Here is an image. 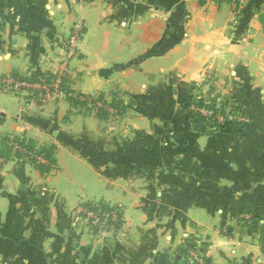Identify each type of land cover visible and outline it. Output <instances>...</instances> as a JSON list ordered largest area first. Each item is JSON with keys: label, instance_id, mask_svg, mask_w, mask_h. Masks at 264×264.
I'll return each instance as SVG.
<instances>
[{"label": "crops", "instance_id": "crops-1", "mask_svg": "<svg viewBox=\"0 0 264 264\" xmlns=\"http://www.w3.org/2000/svg\"><path fill=\"white\" fill-rule=\"evenodd\" d=\"M77 20L68 84L126 113L0 94V264H186L195 247L264 264V0H0V76L54 69ZM191 101L236 104L248 126L199 125ZM9 136L50 149L44 168L1 156ZM101 202L123 226L95 238L79 210Z\"/></svg>", "mask_w": 264, "mask_h": 264}, {"label": "rangeland", "instance_id": "rangeland-1", "mask_svg": "<svg viewBox=\"0 0 264 264\" xmlns=\"http://www.w3.org/2000/svg\"><path fill=\"white\" fill-rule=\"evenodd\" d=\"M237 0H231V3L234 4V5H239V3H241L243 0H239V2L237 3L236 2ZM78 23H82L84 26H85V23H83L81 20H77L73 26H72V29H71V32L74 28V25L75 24H78ZM70 32V34H71ZM85 35H86V31H84L81 35V38L79 39L78 43H77V48L80 47L81 45V42L83 41V39L85 38ZM66 41H67V38L66 39H63L60 43H61V46L63 47V50H64V56L62 59H60L59 61H56L54 62L55 64V68L52 69V70H49V71H46V72H41V71H33V70H28L27 72H24V73H16L17 75L19 76H25V77H30L32 75H36V74H39V78H47L49 76H55V74H57V69H58V66L61 64L62 60H64L66 58ZM78 61L77 60V57H75L73 59V61ZM72 75V74H71ZM8 76V75H7ZM7 76H0V81L2 82L4 79H6V86H4L3 83L0 82V94H2L4 97L6 96V99L11 101L12 105L16 104L18 101L19 102H24L26 105H34V104H38V105H45L49 102H55V101H58V100H67V96H68V92L67 91H63V95L62 94H58L57 97H54V95H52V97H49V98H37L36 94H30L29 92L28 93H24L23 91L24 90H16V88L12 89V86L11 85H8L11 81H13L12 79H15V75H10L11 77H7ZM7 77V78H5ZM15 77V78H14ZM38 78V77H36ZM67 80H68V77H67ZM70 82H73V80L70 78ZM68 89L70 90H75V84H68ZM30 94V95H29ZM105 95H107L106 93H104ZM108 96V95H107ZM72 98L74 100H79V101H82L83 98H79L78 97V94L76 92L72 93ZM89 102L87 103V107H83V106H80V104H77V105H72L71 103H69L72 107L75 108L76 111H79L81 113H85L90 119L92 118L93 120H97V119H100L102 121H105L107 122V124L111 123V122H115L117 120H119L120 118L124 117L123 115H125L126 113V110L125 108L121 105L119 107H115L114 105L116 104L115 101H118L117 98H109L108 97H104L102 96L101 97H97V96H87L86 98ZM17 100V101H16ZM16 101V102H14ZM119 102V101H118ZM190 103H192V105L190 106L191 110H194V111H199L201 112L203 115L207 116V117H212L214 116L213 115V112L208 110V109H205V108H199L197 107V104H211V103H214V102H196V101H191ZM189 104V103H188ZM90 105V106H89ZM223 104H217V106L220 108V106H222ZM234 105L235 107L238 108V106L236 104H232ZM224 106V105H223ZM186 106H184L185 108ZM233 107H231V105L229 106H226L225 105V112L226 114H228L231 109ZM90 109V110H88ZM78 112V113H79ZM186 113H188L186 110H185ZM208 112V114H206ZM104 114H106V117H104ZM242 114L243 112H241V110H239L238 108V112L235 114V118H237L238 120H240V117H242ZM217 120L218 122H223V117L218 115L217 116ZM208 125H212L211 123H207ZM214 127V125H212ZM22 137V136H20ZM18 139V138H17ZM22 139L26 140V143L28 144L29 142H33L30 138H28L27 136H24L22 137ZM20 141H22L21 139H19ZM5 146L9 149L10 148V145L11 143H17L15 141V138H13L12 136H9L8 138L5 139ZM20 146V145H19ZM21 147V146H20ZM22 148V147H21ZM10 152H11V157L13 154H17V150H13V149H9ZM41 148L40 147H36V151H40ZM22 151L23 152H20V153H24L25 155L24 156H20V160L21 162H25V161H28L29 158L28 156L29 155H32L33 157H35L33 154H36L37 155V158H41V159H46L44 154L42 155H39L38 153H32V152H29L27 149H24L22 148ZM16 162H19V159H16L15 160ZM30 163H31V160H30ZM254 202L253 201H250L248 204L249 205H252V207L254 206L253 204ZM114 207V206H113ZM248 207V205H247ZM91 231V230H89ZM225 233L228 235H232V230L231 229H226ZM109 234V233H107ZM106 235L105 233L101 234V235H97L95 238L99 237V236H104ZM195 251L200 255V256H203L201 255V253L198 251V249L195 247V248H189L187 249V253L184 254L182 257H183V261L184 259L186 258L187 262H185L186 264H190V258L189 256L192 254V253H195ZM208 260V259H207ZM209 261V260H208ZM210 264V262H209Z\"/></svg>", "mask_w": 264, "mask_h": 264}, {"label": "built area", "instance_id": "built-area-1", "mask_svg": "<svg viewBox=\"0 0 264 264\" xmlns=\"http://www.w3.org/2000/svg\"><path fill=\"white\" fill-rule=\"evenodd\" d=\"M84 31L85 26L82 23L74 25V28L66 41V58L62 60L57 69L58 73L55 74L52 79L49 80V77H45L42 79L36 78V80L38 81H32L20 80L14 77L15 79H12L13 81H11L8 85H11L12 89L16 88V90L19 91L24 90V93L29 92L30 94H36L37 98H49L52 97V95H54V97H57L58 94L63 95V91H65L63 89L64 80L67 79V77L70 75V63L78 55L77 43ZM6 82V79H4L1 83L6 86ZM68 96H72V94L68 92ZM206 114H208V112ZM239 121L248 122V118L242 116L240 117ZM9 149L22 151V148L19 146V142L11 143ZM33 155L35 157H33L32 155L28 156V161L31 160L32 165H41L47 163L46 159L37 158L36 154ZM94 206L95 208L93 209L85 207L81 208L79 210V213L84 218L88 229L91 230V232L96 236L103 233L107 234L114 232L116 224H118L120 227L123 226V218L121 216L122 211L120 207H113L108 205V208H104L103 206H101V204H96ZM189 258L190 264H209V261L203 256H200L196 251L195 253H192Z\"/></svg>", "mask_w": 264, "mask_h": 264}, {"label": "trees", "instance_id": "trees-1", "mask_svg": "<svg viewBox=\"0 0 264 264\" xmlns=\"http://www.w3.org/2000/svg\"><path fill=\"white\" fill-rule=\"evenodd\" d=\"M219 1H231V0H219ZM237 3L239 2V0L236 1ZM13 75H15V77L17 79H20V80H32V81H38L36 80V77H38L39 79V74H36V75H32L30 77H25V76H19L17 75L16 73H14ZM53 77L52 76H49V80L52 79ZM68 80L65 79L64 80V90L69 92V93H74L73 90H70L68 89ZM78 97L79 98H83L82 101H79V100H74L72 98V96H68L67 97V100L69 103H71L73 106L74 105H77V104H80V106H83V107H87V103L89 102L86 98L87 96H83V95H79L78 94ZM116 104L114 105L116 108L121 106V103L118 102V101H115ZM189 103V104H188ZM186 104V107H185V110L188 112L187 114L198 121L199 125L201 124H205V123H211L212 125H214V129L215 131H218V132H221V133H226L227 132V128L229 126H233L234 128V131L237 132V133H242L245 131L246 127L248 126V123L247 122H241L239 121L237 118H235V114L238 112V108L235 107L234 105H231V107H233L231 109V111L226 114L224 108H225V105L223 106H220V108L217 106V104L214 102V103H211V104H197V107L199 108H205V109H208L210 111L213 112V115L212 117H207L205 115H203L201 112L199 111H194V110H191L190 106L192 105V103L188 102ZM90 106V105H89ZM90 110V109H88ZM91 111V110H90ZM220 115L223 117V122H218L217 120V116ZM104 117H106V114H104ZM17 142H19V145L24 148V149H27L28 151H31L34 153H38L39 155H42L44 154L45 157L47 158H50L51 157V151H48L50 149H46V148H41L40 151H36V147H35V144L34 142H29L28 144L26 143V141H20L17 139ZM36 151V152H35ZM1 156H5V157H8V159L11 157V152L10 150L5 146V150L3 151V153L1 154ZM37 165V164H35ZM41 167V168H44L43 166L41 165H37V167ZM101 204V206H103L104 208H108V205L106 203H99ZM95 204H87L85 205L84 207L85 208H95L94 206ZM245 214H250L251 217L254 219L255 216H254V212H253V207L252 205H248V207L245 209ZM260 221V233H259V242H260V246H261V251H262V254L264 256V217H261L259 219ZM115 228H119V225L116 224L115 225ZM230 235V234H229Z\"/></svg>", "mask_w": 264, "mask_h": 264}]
</instances>
